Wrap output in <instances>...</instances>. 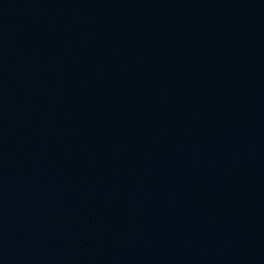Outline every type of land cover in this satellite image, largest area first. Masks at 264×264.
Listing matches in <instances>:
<instances>
[{
	"label": "water",
	"instance_id": "water-1",
	"mask_svg": "<svg viewBox=\"0 0 264 264\" xmlns=\"http://www.w3.org/2000/svg\"><path fill=\"white\" fill-rule=\"evenodd\" d=\"M0 264H264V0H0Z\"/></svg>",
	"mask_w": 264,
	"mask_h": 264
}]
</instances>
